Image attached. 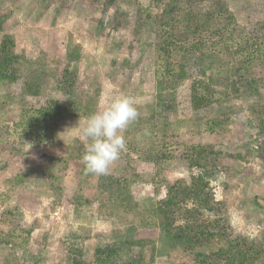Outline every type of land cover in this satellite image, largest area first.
Returning a JSON list of instances; mask_svg holds the SVG:
<instances>
[{"label":"rangeland","instance_id":"obj_1","mask_svg":"<svg viewBox=\"0 0 264 264\" xmlns=\"http://www.w3.org/2000/svg\"><path fill=\"white\" fill-rule=\"evenodd\" d=\"M137 1L152 15L170 4L168 15L178 32L197 26L204 16L211 22L208 31L217 29L226 18L215 19L219 2L233 16L226 28L246 34L238 44L229 40L227 51L178 59L190 76L166 98L174 115L163 99L156 106L158 27L142 9L139 13L135 0H0V42L10 37L26 75L23 82L0 83V100H6L0 125L17 119L24 106L49 100L65 105L73 97L89 102L95 113L124 95L143 116L130 124L126 150L99 179L81 176L75 160L60 161L74 146L85 148L89 142L78 137L86 117L61 118L58 139L49 147L0 146V264H96V250L111 246L118 248V264H264V57L251 55L247 62L246 50L237 53L261 34L264 0ZM202 39L205 49L210 40ZM66 68L76 72L73 96L55 84V75ZM160 114L179 121L159 131ZM179 145L203 149L201 159L215 167L205 172V166L188 165ZM134 148L156 165L138 159ZM124 173L129 181L111 204L106 195L117 189ZM206 175L214 200L222 204L208 212L186 198L175 207L172 226L194 220L204 226L218 218L225 233L211 225L213 233L199 236L194 246H187L186 238L173 246L159 217L149 211L167 198L169 183L178 179L189 186ZM81 194L89 203L82 198L74 209ZM140 216L147 226L136 227Z\"/></svg>","mask_w":264,"mask_h":264},{"label":"trees","instance_id":"obj_2","mask_svg":"<svg viewBox=\"0 0 264 264\" xmlns=\"http://www.w3.org/2000/svg\"><path fill=\"white\" fill-rule=\"evenodd\" d=\"M135 1L138 4L139 13H141L140 9H142L144 13H142V16L146 20L150 19L155 22L156 26L158 27L157 40L159 39V41L156 46L158 66H156L154 71L155 86L157 89V94L155 97L156 106L161 104V99H163V105L168 104V106H170L169 112L171 114L173 113L172 102L167 101L166 98L168 96L171 97V91L182 85L184 79L190 76L189 72H187L186 68L183 66V63L178 61V59L184 54H193L195 52L202 53L206 52V50H213V52L227 51L230 45L229 40H233L236 44H238L246 37V34L242 35L239 33L236 35L233 30H228L226 28L227 22L229 23L233 21V16L227 9V6L219 2V6L215 9V19L219 20L222 17H226L228 19L225 18V22H223V24H218L217 29H212V31L209 32L208 30L211 28V22L208 21V19L204 16L197 26L192 28L191 26L187 25L184 27V31L178 32L175 30L174 26L171 25L173 24V18L168 15L172 10V6H169L170 4H166L164 6L162 14L152 15L145 8H143V6L137 0ZM223 12L227 14H224ZM185 24H188V22H185ZM258 26V29L261 30V34L257 38H253V40L247 45L245 44L240 47L239 51L237 52L239 53L241 50H246V55L248 58L247 62H250L251 55L264 57V21H261ZM201 28L206 29L207 32L205 35H203V33L201 34L202 31L198 32V30ZM202 37L206 39L208 38L210 40L208 41L209 44L205 49H203L204 46H202ZM13 45L14 43L9 36H5L0 42V83H17L19 81L23 82L26 79L24 69L20 64L22 60L19 59V57L13 52ZM242 64L245 65L246 61L244 60ZM243 65L237 66V69H243ZM75 77V71L66 68L61 72V74L55 75V84L60 90H65L67 87L63 93L73 96L75 94ZM239 79H243L242 76H240ZM235 81H237V79ZM236 84L233 85V88H235ZM167 91H170V93L164 94V92ZM69 101L70 102L65 105L60 104L57 100H49L44 105L39 107L24 106L20 110L17 119L6 121L0 125V146L10 143L12 145L18 144L20 149L21 146L24 145L29 147L31 150H37L42 146L49 147L53 145L58 139L57 125L61 118L67 122H71L70 120L72 118L68 116L70 114L86 118L93 114V108L90 109V103L86 100L81 98L76 100V98L73 97V99ZM4 103H6V100H0V112L4 108ZM170 114H168V118L160 114L163 118L160 117V120H158L162 123V128L159 129V131L163 130L165 125L167 128H169L179 121V119H177L175 122H173V119L170 118ZM153 119L156 120L155 118ZM140 120L141 119L138 118L135 122H133V124L140 123ZM154 120L151 122H154ZM213 122H215V120H213ZM154 124L157 125V122ZM129 126L123 132L125 139L126 137H129ZM208 129L213 131L215 128L214 126H210ZM203 130H205V128H203ZM179 146L178 148H183L187 152L186 161L188 165L205 166V172L207 169L210 172V169L215 167V164H209L210 159H201L199 153L203 149H199L197 146ZM84 149L85 148L83 147L81 148L74 146L72 153H67V158H64L60 161L67 162V160H75L77 164L80 165L79 173L81 176L93 175L86 173L84 166L81 163V156L84 152ZM134 150L138 159H145L146 161L156 165L153 157L152 159H150L149 156L143 157L145 156V151L140 149L138 150V148H134ZM53 160L58 162V160ZM206 176L207 177L202 179L200 177L193 179L191 185L189 186L188 184L186 185L183 183L182 180L178 179L172 183H169L167 186V198L164 200H159L156 206H154V208L149 211L150 216L156 215L161 220V224L159 226L164 237L167 238L168 242H170L169 244L174 246L176 244L182 243V240L186 238L188 239V244L186 245L194 246L195 243H199V236H204V233H213L211 232L213 227H211V225L217 227L215 230L216 233H219L220 231L225 233V230L218 229L220 227L218 218H215V220H213L211 223L208 221L204 226L201 225L200 222H195V224H193L195 220L190 224H185L183 226H172L174 225V209L175 207L179 206V203H181L186 198L194 199V201L200 206L203 205L202 208L204 207L203 209L207 210L208 212L214 211V208L217 209V206L222 204L221 202L214 200L212 192L209 190L207 181L208 175ZM21 177H23V175H21ZM49 177L52 178V180L59 179L55 175H49ZM101 177H105V175L96 176L98 179ZM108 178L111 180L113 176L108 175L106 179ZM128 179L129 177L126 175V173H124L122 177L117 178V189L109 191L106 195V200L109 203L113 204L117 201V199L120 197V192L126 187L129 181ZM82 198L85 200V204L89 203V200L84 198L82 194L75 196V200L73 201L74 209H77L78 206L76 202ZM218 211L221 210L218 209ZM141 217L142 216L139 217V221H136L138 222L136 227L147 226L146 221H144L143 218L140 219ZM190 219L192 221V218ZM136 227H132L131 231L135 230ZM136 242L137 241L135 240L128 241L129 244H135ZM117 252V246H111L106 249H97L95 252L96 264H118L114 257ZM199 253L201 252L196 253V257H201L202 254L200 255ZM204 259H207V256H202V260Z\"/></svg>","mask_w":264,"mask_h":264},{"label":"clouds","instance_id":"obj_3","mask_svg":"<svg viewBox=\"0 0 264 264\" xmlns=\"http://www.w3.org/2000/svg\"><path fill=\"white\" fill-rule=\"evenodd\" d=\"M138 118L134 102L120 95L86 119L78 131V137L89 141L81 156L86 173L96 176L109 174L110 166L126 150L124 130Z\"/></svg>","mask_w":264,"mask_h":264},{"label":"crops","instance_id":"obj_4","mask_svg":"<svg viewBox=\"0 0 264 264\" xmlns=\"http://www.w3.org/2000/svg\"><path fill=\"white\" fill-rule=\"evenodd\" d=\"M13 48H14V47H13ZM75 73H76V72H75ZM4 85H5V84H4ZM136 108H137V111L139 112V111H140L139 107H136ZM140 117H143V116L140 115V113H139V118H140ZM70 147H71V146H70ZM70 147H69V148H70ZM69 152H70V149H69Z\"/></svg>","mask_w":264,"mask_h":264}]
</instances>
